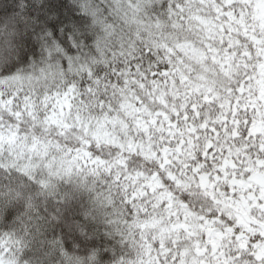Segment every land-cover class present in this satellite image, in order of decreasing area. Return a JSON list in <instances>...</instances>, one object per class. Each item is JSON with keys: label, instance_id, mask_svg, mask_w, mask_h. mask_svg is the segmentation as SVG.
<instances>
[{"label": "snow or ice", "instance_id": "obj_1", "mask_svg": "<svg viewBox=\"0 0 264 264\" xmlns=\"http://www.w3.org/2000/svg\"><path fill=\"white\" fill-rule=\"evenodd\" d=\"M10 11L40 54L0 74V191L58 197L64 264H264V0ZM35 251L7 211L0 264Z\"/></svg>", "mask_w": 264, "mask_h": 264}, {"label": "clouds", "instance_id": "obj_2", "mask_svg": "<svg viewBox=\"0 0 264 264\" xmlns=\"http://www.w3.org/2000/svg\"><path fill=\"white\" fill-rule=\"evenodd\" d=\"M35 2L39 6L42 0H35ZM67 2L71 5L73 0H67ZM12 6L13 0H0V74L3 75L9 74L7 70L13 73L18 69L30 72L33 61L38 60L40 54V46L36 43V37L30 35L32 29L26 27L23 19L12 24L8 23ZM68 187L65 185V188ZM57 198L32 194L31 207L26 199L18 200L9 207L4 204V193L0 191V213L7 215V211L10 210L14 220L29 225L35 234L37 251L29 257L28 264H64L60 250H54L49 243L54 239L61 242L64 251H67L69 245L74 248L77 246L75 237L73 235L65 237L62 227L59 226L63 222L62 216L49 206L48 201L51 200V204L55 206ZM76 199L79 200V196ZM60 203H65V200L61 198ZM3 215H0V220L3 219ZM75 235L78 236L79 233Z\"/></svg>", "mask_w": 264, "mask_h": 264}]
</instances>
